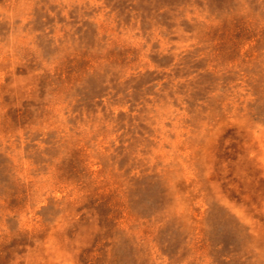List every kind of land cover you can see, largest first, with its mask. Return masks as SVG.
<instances>
[{
  "label": "rangeland",
  "instance_id": "374dc122",
  "mask_svg": "<svg viewBox=\"0 0 264 264\" xmlns=\"http://www.w3.org/2000/svg\"><path fill=\"white\" fill-rule=\"evenodd\" d=\"M0 264H264V0H0Z\"/></svg>",
  "mask_w": 264,
  "mask_h": 264
}]
</instances>
